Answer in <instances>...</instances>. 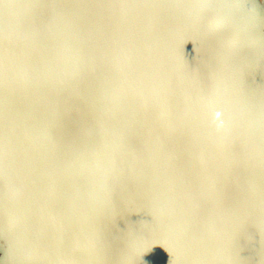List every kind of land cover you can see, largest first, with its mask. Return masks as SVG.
<instances>
[{
	"label": "water",
	"instance_id": "95a60500",
	"mask_svg": "<svg viewBox=\"0 0 264 264\" xmlns=\"http://www.w3.org/2000/svg\"><path fill=\"white\" fill-rule=\"evenodd\" d=\"M28 3L185 7L49 8L33 25L28 17L38 10L20 7ZM225 3L235 7L190 6ZM254 38L264 39V7L257 0H0V264H97L87 251L68 255L74 245L88 249L90 243L95 253L103 252L102 264H230L234 254L240 264H264L260 130L251 126L255 116L234 79L240 61L254 57L244 85L264 90V54ZM80 62L103 73L102 87L142 92L150 104L159 93L172 136L147 150L138 139L135 160L110 145L98 160L85 159L84 167L60 175L64 157L52 148L60 134L51 131V141L43 135L55 92L51 82L35 76L47 72L54 81L70 76ZM193 70L203 88H221L234 115L230 152L238 163L229 170L225 206L241 202L253 210L235 241L227 215H218L210 199L194 209L189 197V181L200 171L198 156H207L208 147L186 101ZM104 104L99 95L76 102L74 131L86 129V146L102 141ZM158 112V106L150 108L149 125ZM72 131L69 125L67 134ZM168 153L177 161H169ZM219 163L209 161L210 174ZM97 167L122 175L104 187ZM49 213L57 225L48 221ZM145 242L156 247L141 257ZM26 247H33L30 258Z\"/></svg>",
	"mask_w": 264,
	"mask_h": 264
},
{
	"label": "snow or ice",
	"instance_id": "6c2138e0",
	"mask_svg": "<svg viewBox=\"0 0 264 264\" xmlns=\"http://www.w3.org/2000/svg\"><path fill=\"white\" fill-rule=\"evenodd\" d=\"M5 8L11 7L8 4ZM196 8H232V4H195L190 5ZM25 10H38V15L29 16L33 25H39L40 15L49 8H128V7H155L171 8L185 7L181 4H46V3H28L21 5ZM5 27V33H7ZM253 44L258 46L261 54H264V39L255 40ZM255 58L249 57L242 59L234 72V79L240 85V91L244 93L248 109L254 114L255 118L251 121V126L258 125L261 138V162L262 172H264V90L259 92L250 90L244 85L246 74L253 69ZM104 78L102 72L97 67L87 63L80 62L74 66L70 76L60 75L50 81L47 72H37L35 79L40 83H52L56 100L50 105L49 116L43 126V135L51 141V131L56 130L60 134L58 143H52V148L64 157V166L60 175L74 173L77 169L84 167L85 159L98 160L104 156L110 145L125 152L134 160L138 158V150L135 147L138 139L143 140L144 149L147 150L153 145H159L168 140L173 133V129L165 123L168 119L166 110V100L161 98L159 93L153 94V100L150 104L144 98L142 92H129L122 85L102 87L101 81ZM7 68L4 73L5 86V115L7 113ZM70 89V91H69ZM67 93V94H65ZM99 95L105 101L104 107L100 110V128L103 138L98 145H85L88 137L86 129L82 126L79 131L78 122L75 119V113L78 112L76 102L90 103ZM138 101V102H137ZM188 111L193 113L198 124L199 132L208 141L207 156L202 152L198 156L199 173L197 177L189 181V197L194 209H198L202 203L211 200L218 215H227L232 224V239L237 240L243 232L246 224L252 218V207L246 203L237 202L231 207L225 206L226 188L229 170L235 166L238 161L231 155L232 131L234 115L231 104L224 98V93L219 86L211 89H205L201 86L199 73L195 70L190 75V95L186 97ZM156 105L159 112L155 120L149 125L146 114L150 108ZM108 122H111L109 125ZM69 125H72L73 131L67 134ZM7 145V136L5 134V148ZM167 159L175 162L178 156L175 153H168ZM210 160L219 161V166L214 174L208 171ZM96 172L100 173V182L102 186L107 187L108 180L111 178L116 182L122 175V172L112 169L108 173L101 171L99 167ZM110 191V189H109ZM260 212L262 217L261 227L264 230V198L260 202ZM48 221L57 225L60 221L51 213L47 216ZM39 242L35 247H39ZM156 247L151 242H145L139 251L143 257L147 252ZM82 251H87L89 256H93L97 264H102L103 252L97 254L94 251V245H89L88 249H82L80 245H74L68 255L75 257ZM25 258H30L33 254V247L23 249ZM61 261H58L60 264ZM230 264H240L237 255L230 258Z\"/></svg>",
	"mask_w": 264,
	"mask_h": 264
},
{
	"label": "rangeland",
	"instance_id": "374dc122",
	"mask_svg": "<svg viewBox=\"0 0 264 264\" xmlns=\"http://www.w3.org/2000/svg\"><path fill=\"white\" fill-rule=\"evenodd\" d=\"M257 2L260 3L264 7V4L262 3V1L257 0Z\"/></svg>",
	"mask_w": 264,
	"mask_h": 264
},
{
	"label": "bare ground",
	"instance_id": "6f19581e",
	"mask_svg": "<svg viewBox=\"0 0 264 264\" xmlns=\"http://www.w3.org/2000/svg\"><path fill=\"white\" fill-rule=\"evenodd\" d=\"M8 264H17V263L12 260L11 263H8Z\"/></svg>",
	"mask_w": 264,
	"mask_h": 264
},
{
	"label": "built area",
	"instance_id": "2783aa9c",
	"mask_svg": "<svg viewBox=\"0 0 264 264\" xmlns=\"http://www.w3.org/2000/svg\"><path fill=\"white\" fill-rule=\"evenodd\" d=\"M260 1H262V3L264 4V0H260Z\"/></svg>",
	"mask_w": 264,
	"mask_h": 264
}]
</instances>
